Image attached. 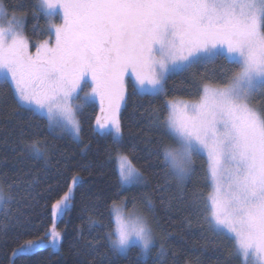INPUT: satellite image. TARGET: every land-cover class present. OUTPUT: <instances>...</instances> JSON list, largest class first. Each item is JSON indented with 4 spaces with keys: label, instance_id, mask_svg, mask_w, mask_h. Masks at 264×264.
<instances>
[{
    "label": "snow or ice",
    "instance_id": "6c2138e0",
    "mask_svg": "<svg viewBox=\"0 0 264 264\" xmlns=\"http://www.w3.org/2000/svg\"><path fill=\"white\" fill-rule=\"evenodd\" d=\"M32 8L34 18L43 14L48 19L49 36L32 45L34 55L23 19L13 16L7 27H0V84L12 89L17 108L45 118L49 131L59 129L79 141L81 111L90 96L99 97L102 116H97L95 130L118 146L119 185L142 186L145 172L133 158L137 146L120 150L124 127L119 113L130 85L132 95L150 98L149 127L163 130L171 141L149 139L142 151L148 163L155 158L166 183L168 177L175 180L180 195L172 199L180 205L176 210L185 213L181 228L198 225L205 241L202 248L227 241V256L237 264H264V0H35ZM61 12L62 23H53ZM0 16L7 19L2 4ZM218 61L223 62L219 75L194 74L195 98L168 95L171 74ZM161 97L165 99L160 107L152 108L151 101ZM32 136L25 140L21 133V159H43L47 166V139H39V132ZM205 155L207 194L195 187L186 192L196 159ZM30 176L0 181V235L11 234L17 242L12 256L59 251L63 230L58 225L73 206L82 179L79 171L73 173L51 203V225L21 243L37 226L30 216L13 213L9 205L21 202L14 195L21 188L28 208L39 203L33 195L37 182ZM52 194L50 184L48 198ZM143 202L144 212L113 200L107 226L94 209L88 226L107 230L88 239L82 228L77 229L85 240L78 249L84 256L80 264H117L135 248L142 261L153 255L157 236L149 216L154 217V201L146 193ZM167 238L168 234L161 238L155 264H165ZM173 264H179L178 258Z\"/></svg>",
    "mask_w": 264,
    "mask_h": 264
},
{
    "label": "trees",
    "instance_id": "16d2710c",
    "mask_svg": "<svg viewBox=\"0 0 264 264\" xmlns=\"http://www.w3.org/2000/svg\"><path fill=\"white\" fill-rule=\"evenodd\" d=\"M7 12L19 14L25 22V35L30 44L43 43L49 39L47 28V18L43 14L39 18H34L32 5L35 0H0ZM54 21H56L54 19ZM218 61L215 65L198 66L187 72L171 74L167 80V91L169 96H176L185 100L196 97L195 78L198 74H217L221 69ZM235 70V69H233ZM128 99L126 105L121 109L119 118L124 127V141L120 148L128 151L135 144L137 152L134 161L137 166L145 172L146 183L142 186H129L121 188L118 182V172L115 164L117 145L112 143L110 136L95 130L96 118L99 108L96 103H90L83 107L80 114L82 133L80 140H73L64 133L49 131L45 118L33 116L30 112L20 110L16 106L14 93L8 85L0 84V181L7 178L12 183L18 175L31 173L29 179L35 178L36 187L33 195L39 201L30 209L27 201L22 200L25 196L23 188L14 192L19 204L9 205L13 213H23L30 216L34 225L37 226L32 235L23 239L33 238L34 235H42L45 229L51 225V203L59 197L66 189V182L70 181L74 172L79 171L82 177L75 188V199L73 206L59 223L58 228L63 230V240L59 251L51 249L40 250L30 256H12V249L17 242L9 236L0 235V264H80L84 260L82 254H78V249H83L85 240L79 238L77 229H83L84 237H99L105 228L88 226V217L98 212L102 222L107 226L110 222L109 206L113 200L118 202L124 200L126 207L131 209L133 205L144 212V195L150 194L154 201V217L149 216L153 223L154 232L157 236V243L153 248V255L147 257L146 261L138 259L139 249L135 248L126 258H120L117 264H155L156 250L160 247L161 238L168 234L165 246V264H173V260L178 258L179 264H190L198 261V264H237L230 260L225 249L230 247L227 241L219 243V247L210 243L206 248L201 245L205 243L201 239V230L198 225L191 228L184 226L181 228L180 221L185 213L177 211L179 203L172 199L180 195L176 188V182L171 177L166 179L161 171V167L153 162L146 161L145 141L163 140L171 143L164 135L163 130L149 127L147 113L150 98L141 95H132L131 86H127ZM165 98L151 101L152 108H159ZM259 103V101H257ZM144 113V115H142ZM24 139L33 138L32 134L39 132V139H47L49 148V164L45 166L43 159L34 160L30 157L21 159V148L19 143L21 133ZM87 145L85 148L84 146ZM83 149V151H82ZM59 161V173L56 162ZM67 165V168H65ZM45 167L47 170L44 171ZM207 167L205 159L197 158L195 161L196 172L191 182L185 189L190 192L194 187L207 194L208 188L204 179V170ZM62 173V175L60 174ZM57 181L60 187L57 188ZM53 186V194L48 198V186ZM158 185L164 187L157 188ZM135 197V199H133ZM171 199L172 207L168 204ZM95 209V212H94ZM183 237V238H181ZM215 240V238H211ZM101 250H106L101 245ZM175 253V257H173Z\"/></svg>",
    "mask_w": 264,
    "mask_h": 264
},
{
    "label": "rangeland",
    "instance_id": "374dc122",
    "mask_svg": "<svg viewBox=\"0 0 264 264\" xmlns=\"http://www.w3.org/2000/svg\"><path fill=\"white\" fill-rule=\"evenodd\" d=\"M0 4L1 1H0ZM5 13L7 14V19L3 18V16H0V27H7L8 25V21L11 20L13 18V16L16 18V19H23L19 14H16V13H12V12H7L5 9H4ZM60 19L59 20H56V21H52L53 23H62V12L60 13ZM47 24H48V19H47ZM53 43H54V37H53ZM40 43H36V44H33V45H38ZM29 50L30 52L34 55L35 54V51H36V48L33 47L31 44L29 46ZM129 77L126 75L125 76V80H126V84H127V81H128ZM128 86V85H127ZM87 91H91L90 89H87ZM90 103H96L98 105V108H99V113H98V116H102V113H101V103H100V99L99 97L97 96H90V98L86 101L85 105L87 104H90ZM56 132H59V133H62L59 131V129L56 130ZM66 134V133H64ZM68 135L70 138H72L73 140H75L70 134H66ZM205 159V161L207 160V157L206 155L203 157ZM115 160V159H114ZM115 164H116V160H115ZM117 168V167H116ZM118 172V171H117ZM122 189L124 187H121ZM128 188V187H127ZM156 235V234H155Z\"/></svg>",
    "mask_w": 264,
    "mask_h": 264
}]
</instances>
